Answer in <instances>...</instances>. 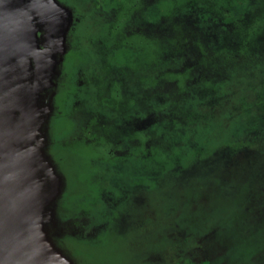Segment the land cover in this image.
<instances>
[{"label": "rangeland", "instance_id": "374dc122", "mask_svg": "<svg viewBox=\"0 0 264 264\" xmlns=\"http://www.w3.org/2000/svg\"><path fill=\"white\" fill-rule=\"evenodd\" d=\"M89 1L94 2L56 0L78 11L76 17H80L72 20L65 54L58 55L65 60L58 64L55 81L58 86L65 76L58 103L66 116L61 113L54 119L55 139L62 141L56 146L55 157L68 189L63 201L71 202L74 193L82 191L91 157L118 161L129 156L123 171L117 173L132 180L127 186L141 191L150 187L147 191L153 203L147 199L143 203L146 216L141 221L148 225L146 234L151 236L146 240H151V248L152 235L167 243L186 232L196 235L198 226L214 214L215 203L226 205L224 193L213 199L218 195L214 181L227 180L233 190L230 177L239 175L233 174V169L246 175L261 168L254 174L263 178L264 157L253 145L258 135L264 134V0H104L106 8L114 7L121 20L116 30ZM143 19L144 29L135 28ZM82 68L88 70L90 97L98 101L93 104L97 116L92 119L98 136L87 135L92 140L87 144L73 140L68 150L62 143L74 132L67 131L69 120L80 111L82 118L77 123L81 124L90 109L85 103L76 106L77 100L83 99L82 94L75 96L77 87L84 88V83H79L83 76L78 75ZM162 75L163 81H177L176 88H168L170 93L158 84ZM109 79L114 80L110 97L105 94ZM148 99L152 101L148 112L157 117L154 125L148 130L129 128L128 123L142 125L137 121L148 117ZM100 124L106 127L100 128ZM128 131L142 143L154 141L158 145L155 153L154 147L144 144L136 148L137 141L130 150L112 141ZM79 146L77 158L72 150ZM244 150L248 151L245 159L240 152ZM132 152L149 157L134 159ZM233 156L242 160L228 167L227 160ZM140 176L146 179L138 181ZM192 184L198 187L189 189ZM144 197L138 194L136 198ZM201 239L196 240V252H201ZM231 244L225 248L230 249ZM136 246L134 242L133 251ZM181 249L184 254L191 252ZM123 258L127 263V257ZM230 258H234L232 254ZM254 264H260L259 260Z\"/></svg>", "mask_w": 264, "mask_h": 264}, {"label": "water", "instance_id": "95a60500", "mask_svg": "<svg viewBox=\"0 0 264 264\" xmlns=\"http://www.w3.org/2000/svg\"><path fill=\"white\" fill-rule=\"evenodd\" d=\"M71 16L56 0H0V264H78L55 238L66 179L49 151Z\"/></svg>", "mask_w": 264, "mask_h": 264}, {"label": "flooded vegetation", "instance_id": "af4514ba", "mask_svg": "<svg viewBox=\"0 0 264 264\" xmlns=\"http://www.w3.org/2000/svg\"><path fill=\"white\" fill-rule=\"evenodd\" d=\"M93 1L94 2L89 1L88 3H93V8H97L96 11H98V14L100 16H103L102 20L107 22L110 20V28H115L116 30V28L120 25L121 20H118V13L116 12L115 8L111 6L106 8L108 3L104 0ZM63 6L70 10V13L72 15L70 19L73 20V18L75 19L76 15H79L78 11L75 12L73 9H70L69 6ZM79 18L80 17L78 16L76 17V19ZM67 20H69V18H66L65 25H67L68 23ZM72 20L69 23L70 25L64 39V44L67 43L68 32L69 37L71 35L70 30ZM73 25L75 29L76 26L75 24ZM101 26H103V24H101ZM130 26H128V28ZM141 26H143L142 29H144V19L142 25H134V27L137 29H139L138 27ZM42 33L43 31L37 32L38 36H40ZM136 33L138 32L136 31ZM102 42L104 45V41ZM103 45L100 44V46ZM41 46L44 47L43 44H41ZM63 59L64 57H62V61ZM179 68H182V64L179 66ZM87 71L88 70L84 68L78 70V75L83 76L82 78H80L79 83H84V88L77 87L75 90V96L76 94H78V96L81 94L83 95L82 100H77V107H80L83 103H85L89 106L90 109L85 114H83L85 118L81 124L77 123L78 120L82 118L79 117L81 115L80 111L76 113L73 119L69 120L67 131L70 132L73 129L74 132L73 135L68 136V139L67 141H65V143L64 141L62 143L63 147L68 150H70L68 146L73 140H81V142L85 143L87 140L92 141L87 135L96 133V135L98 136L97 130L95 129L96 127H92V119L93 117L97 116V114L93 111V104L94 102L98 101L93 97H90L91 87L88 83L89 75H87ZM163 76L165 75H162L160 77L158 84L167 89V92L170 93V89L168 88H176L177 81H163L161 80ZM56 77L53 78L54 82L56 81ZM64 78L65 76H63L62 80L58 82V86L56 83L57 81L55 82V84L50 88L51 91L49 95V101L51 99V103H53V100L55 98V106H51L49 114V148L50 151L52 149L51 154L56 160L57 164H59V160H57L55 157L56 146L58 142H60L59 144H61L62 141H58L57 139H55L54 119L61 113L62 115L64 114V117L66 116V112H64V110L58 103L60 89L62 86H66ZM113 84L114 80L109 79L105 87V94L109 97L112 92L111 89ZM69 94L73 95L72 93ZM145 102L146 109H151V99H148ZM57 107L58 110H56ZM156 120L157 117L155 116V113L149 111L147 118H145L143 121H137V123L142 122V125L137 124L135 126V123H128V126L129 128H132L134 126L135 129L148 130L149 125H154V123L152 124V122ZM175 122L178 123L177 121ZM171 124L174 125V123ZM99 126L100 128H103L106 127V124H100ZM122 134L124 137H118L115 140H111L113 142H117L120 145H123V147L128 148L129 150L130 146L135 141H137L136 148H142V145L144 144V146H149L150 149L154 147L153 153H155V147L158 145L154 144V141L149 140L148 142L142 143L139 139H135L134 137L132 138V134L130 131L123 132ZM84 136L88 138L87 139L85 137V141L82 140V137ZM92 137L95 138V136ZM109 144H112V142ZM183 145L184 143H181L180 146ZM80 147L81 146L77 147L75 150H72L74 157L76 156L77 158H79L78 149L80 151ZM115 156L117 155H112L111 157ZM130 156H132L134 159H143L149 157L146 155L140 156L138 154H134L133 152ZM128 158L129 156H126L123 157L122 160L110 161L91 157L89 159L90 167L85 171L86 175H88L89 177L84 178V180L88 181L84 183V187L82 188L81 192L74 193V198L71 200V202L63 201V197L66 191H68L67 187L65 186L64 192L58 204V217L63 228V231L55 236L58 244L67 253H69L78 264H191L197 262L199 260V252H196L195 250L197 249L196 243L199 239L194 238L193 233L186 232V234H184L182 237L174 236L172 241L168 243L166 240L162 241L160 238L158 240L156 236L152 235L154 245L153 248H151V240L150 242H147L146 237L151 236V234H146L148 231V225L141 221L145 219L146 216V206L143 203L146 201V199L147 201L153 203V196L150 192L147 191L150 189V187L144 186V191H141L137 187L127 186L132 182V180L128 179V177L123 174L117 173L118 170L123 171L124 167L126 166L125 162H127ZM111 163L122 164L118 166V164L113 165ZM82 173L85 174L84 171H82ZM143 179L146 178L140 176L138 181H141ZM138 194H142L146 197L137 199L136 197ZM142 212H144V214H142ZM134 242L137 243L136 251H133L132 247V244ZM190 242H192V244L189 245V250L191 252L188 254H184L180 246L182 245V243L186 244L187 246V243ZM123 255L127 257V263H125L126 260L123 258ZM120 256L121 258L119 259Z\"/></svg>", "mask_w": 264, "mask_h": 264}, {"label": "trees", "instance_id": "16d2710c", "mask_svg": "<svg viewBox=\"0 0 264 264\" xmlns=\"http://www.w3.org/2000/svg\"><path fill=\"white\" fill-rule=\"evenodd\" d=\"M253 147L264 157L263 133L258 135ZM240 152L244 159L247 158L248 151ZM241 160L242 158L238 159L236 156L229 158L228 167L240 163ZM260 170L261 168L251 169L243 175L245 171L239 173L233 169V174H239L230 177L233 180V190L229 189L227 180L213 182L215 195L218 194L213 199L223 193L228 199L224 206L215 203L214 214L198 226L194 238H202L199 245L201 252L198 251L199 260L191 264H254L256 260L264 264V194L261 195L264 191V173L261 180L254 174ZM197 187L192 184L189 189L195 190ZM242 211L247 214L243 215ZM187 244L186 246L182 243L180 247L189 249L192 242ZM227 244H231L230 249L225 248ZM231 254L234 258H230Z\"/></svg>", "mask_w": 264, "mask_h": 264}, {"label": "bare ground", "instance_id": "6f19581e", "mask_svg": "<svg viewBox=\"0 0 264 264\" xmlns=\"http://www.w3.org/2000/svg\"><path fill=\"white\" fill-rule=\"evenodd\" d=\"M45 35H46V31H45ZM48 35L52 37V35L50 34L49 30L47 31L46 39H49V36Z\"/></svg>", "mask_w": 264, "mask_h": 264}]
</instances>
